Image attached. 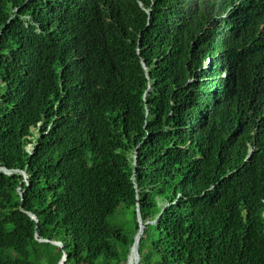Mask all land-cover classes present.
I'll return each mask as SVG.
<instances>
[{"label":"trees","instance_id":"1","mask_svg":"<svg viewBox=\"0 0 264 264\" xmlns=\"http://www.w3.org/2000/svg\"><path fill=\"white\" fill-rule=\"evenodd\" d=\"M137 1H77L88 20L58 0H0V30L14 16L0 32V264H264L257 73L239 58L232 101L213 78L218 100L206 80L197 105L186 52L214 47L192 44L197 1L154 0L140 44Z\"/></svg>","mask_w":264,"mask_h":264},{"label":"clouds","instance_id":"2","mask_svg":"<svg viewBox=\"0 0 264 264\" xmlns=\"http://www.w3.org/2000/svg\"><path fill=\"white\" fill-rule=\"evenodd\" d=\"M77 1L79 0H75V5L69 7L63 0H58L61 5L67 7L68 12L66 13V16H74L72 8H79V6L84 4V2ZM196 1V8L201 12L203 18V28L198 35L193 36L192 44L212 40L214 42V47L211 49H207L206 46L200 48L199 44H196V51L188 52L187 50L186 52L187 58L190 59L191 62L190 66L192 67V71L186 77L195 85V87L190 88L184 83H182V87L187 91L188 95H190V100L199 105L200 100H202L201 98L206 94V90H200V80H210L209 89L214 92L207 95L218 100L219 97L217 95L219 94V86H212L213 78H217L219 84L222 79L224 81V87H221V93L225 95L224 104L230 103L236 92L241 88V83H239L241 78L239 58L244 61L249 60V63L246 64L257 73L260 80L259 83L264 90V0ZM137 3L139 9L143 12L145 24L139 31L132 32L135 35V38H137V42L140 44L141 34L150 22L154 0H149L148 4H145L143 0H138ZM88 12L90 13V11L86 10L84 7L79 8L78 10L79 15L90 20ZM12 18H14V16L11 14L7 16L6 20L10 22ZM19 19L25 26L30 24L35 25L36 27L38 26L34 20L31 19L29 12H25L23 15L19 16ZM7 24L8 23L5 22L2 25V29H4ZM68 24L72 27L78 28L77 26H74V18L69 21ZM174 46V44H171L169 50L173 49ZM199 54H203L204 58L200 65L194 67L192 64H194V60ZM187 64L189 66V62H187ZM141 65L147 73V65L143 58H141ZM202 67L204 69H202ZM245 67L247 68V66ZM204 72L205 75L202 76L201 74ZM210 72L213 73V77L210 76ZM146 77L147 79H150L148 73ZM151 89L152 86L149 85L146 93L151 91ZM252 151V147L248 146L241 165L248 162ZM134 172L135 169L133 170V174ZM231 172L232 171H228L227 174L229 175ZM154 221L155 220H151L150 222ZM51 242L55 243L54 241Z\"/></svg>","mask_w":264,"mask_h":264},{"label":"bare ground","instance_id":"3","mask_svg":"<svg viewBox=\"0 0 264 264\" xmlns=\"http://www.w3.org/2000/svg\"><path fill=\"white\" fill-rule=\"evenodd\" d=\"M223 17V16H222ZM8 22V21H7ZM2 31V29L0 30V32ZM202 69H204L203 67H202ZM185 81L186 82H188V83H190V84H193V83H191V81L187 78V77H185ZM201 81V83H204L206 80H200ZM155 82V79L154 78H152V80H150V79H147V87L149 86V85H151L152 83H154ZM147 87H146V89H145V92L143 93V98H145L146 97V95H147V93H146V90H147ZM135 211H136V219H137V223H138V226H139V228L137 229V232L138 231H140L141 233H142V227L144 226V224L145 223H143L142 222V219H141V217H140V212H139V206H138V204H136V206H135ZM150 222V221H149ZM147 223V222H146ZM136 232V233H137ZM135 233V234H136ZM132 242H134V241H132ZM138 243H139V239H138ZM139 254V253H138Z\"/></svg>","mask_w":264,"mask_h":264},{"label":"water","instance_id":"4","mask_svg":"<svg viewBox=\"0 0 264 264\" xmlns=\"http://www.w3.org/2000/svg\"><path fill=\"white\" fill-rule=\"evenodd\" d=\"M56 244H58L59 246L61 245L59 242H56V241H54ZM65 260V254H63L62 256H61V259H60V261H59V263L58 264H62V262Z\"/></svg>","mask_w":264,"mask_h":264},{"label":"rangeland","instance_id":"5","mask_svg":"<svg viewBox=\"0 0 264 264\" xmlns=\"http://www.w3.org/2000/svg\"><path fill=\"white\" fill-rule=\"evenodd\" d=\"M133 239H134V237H133ZM132 243H134V242H132ZM131 243V244H132ZM52 244H54V245H56L55 243H52ZM131 246V245H130ZM127 259V258H126ZM58 262H59V260H57V262L55 263V264H58Z\"/></svg>","mask_w":264,"mask_h":264}]
</instances>
